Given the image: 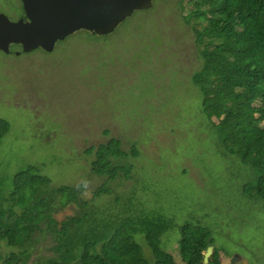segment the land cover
<instances>
[{
    "label": "rangeland",
    "instance_id": "1",
    "mask_svg": "<svg viewBox=\"0 0 264 264\" xmlns=\"http://www.w3.org/2000/svg\"><path fill=\"white\" fill-rule=\"evenodd\" d=\"M23 4L0 0V15L18 23ZM189 4L154 0L109 35L82 29L52 52L0 50V120L11 124L0 144V191L10 192L12 178L37 165L57 187L85 183L91 199L105 178L92 173L94 155L86 152L118 139L123 150L136 144L141 151L137 211L175 219L163 249L178 259L181 226L201 222L221 264H264V205L242 193L254 174L239 158L222 155L217 131L202 112L194 82L202 60L185 18ZM135 183L122 180L119 190ZM76 212L70 207L56 218ZM140 245L152 262L147 243Z\"/></svg>",
    "mask_w": 264,
    "mask_h": 264
},
{
    "label": "trees",
    "instance_id": "2",
    "mask_svg": "<svg viewBox=\"0 0 264 264\" xmlns=\"http://www.w3.org/2000/svg\"><path fill=\"white\" fill-rule=\"evenodd\" d=\"M189 1L193 9L185 18L202 60L194 82L202 92L203 115L217 131L222 155L252 170L243 195L264 205V0ZM10 131L11 124L0 120V144ZM123 145L113 138L86 152L94 155L92 173L105 178L91 199L85 183L57 187L37 165L17 173L10 192L0 191V264H205L215 242L201 222L181 226L178 259L162 248L175 219L137 211L141 151L133 144L127 152ZM122 180L136 183L122 192ZM103 197L112 202L98 205ZM70 207L76 214L60 222L56 215ZM140 241L147 243L152 262ZM218 260L215 252L209 264Z\"/></svg>",
    "mask_w": 264,
    "mask_h": 264
},
{
    "label": "water",
    "instance_id": "3",
    "mask_svg": "<svg viewBox=\"0 0 264 264\" xmlns=\"http://www.w3.org/2000/svg\"><path fill=\"white\" fill-rule=\"evenodd\" d=\"M153 1L23 0L25 15L18 23L0 15V50L17 56L38 48L52 52L57 42L82 29L109 35L135 11L150 9ZM213 251L208 249L205 264Z\"/></svg>",
    "mask_w": 264,
    "mask_h": 264
},
{
    "label": "flooded vegetation",
    "instance_id": "4",
    "mask_svg": "<svg viewBox=\"0 0 264 264\" xmlns=\"http://www.w3.org/2000/svg\"><path fill=\"white\" fill-rule=\"evenodd\" d=\"M58 43V42H57Z\"/></svg>",
    "mask_w": 264,
    "mask_h": 264
}]
</instances>
